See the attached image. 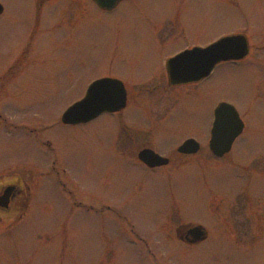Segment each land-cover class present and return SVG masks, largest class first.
I'll list each match as a JSON object with an SVG mask.
<instances>
[{"label":"rangeland","instance_id":"obj_1","mask_svg":"<svg viewBox=\"0 0 264 264\" xmlns=\"http://www.w3.org/2000/svg\"><path fill=\"white\" fill-rule=\"evenodd\" d=\"M50 4V19L61 14L56 4L66 5L65 27L41 36L36 60L15 78L3 73L27 41L30 0H8L9 17H0V179L21 175L32 186L19 217H0V264H264V228L252 229L249 236L234 230L235 214L226 221L227 204L215 195L216 190L231 197L236 169H217L209 188L203 155L176 169L127 162L115 150L117 117L72 126L57 122L81 93L83 77L116 72L132 80L149 61L156 65L144 48L146 22L172 19L177 9L193 38L241 30L254 36L255 26L264 27V0H128L112 12L101 11L92 0ZM68 72L82 79L75 84L58 78ZM241 75L224 65L206 96L197 91L157 123L155 132H172L156 135L160 151L175 149L190 133H199L206 148L216 104L230 101L244 110L249 101L252 86ZM207 99L206 117L199 118L198 107ZM251 108L249 121L262 122L258 104ZM129 115V122L148 127L146 113ZM55 161L62 182L53 174L41 175ZM183 219L210 227L209 241L198 247L166 246L172 236L159 234L171 233Z\"/></svg>","mask_w":264,"mask_h":264},{"label":"flooded vegetation","instance_id":"obj_2","mask_svg":"<svg viewBox=\"0 0 264 264\" xmlns=\"http://www.w3.org/2000/svg\"><path fill=\"white\" fill-rule=\"evenodd\" d=\"M7 1L8 0H0V4L3 8L0 12V17H9V13H7ZM92 1L101 11L112 12L117 9L121 3L128 0H122L112 10L103 9L95 0ZM30 2L33 10L32 20L28 23L29 29H26L27 41L19 45L18 52L10 61V64L5 68L3 76L8 78L20 76L27 70L30 63L36 60L37 55L34 54L37 47L36 42L42 35L47 36L49 32L62 30L65 27L62 26L64 20L62 12L66 10V8H64L66 7L65 4H56V9L61 11V14H58L57 18L55 16L53 19H50V8L52 6L50 0H30ZM45 7L47 8L45 9ZM42 12H45V14L42 15ZM48 14H50V17H48ZM180 15L181 11L176 9L172 19L160 20L158 23H154L156 21L146 22L145 24L147 25L146 32L149 39L146 38L147 43L144 44V48L151 54L153 59L155 58V66H151V62L149 61L146 71H143L140 76L132 80H128L116 72L92 75L86 78L83 77L81 93L78 98L67 105L68 108L75 102L82 100L88 88L93 83L99 80H105L103 84L107 85L103 87L105 93L102 92V96L112 97L110 102L111 105L117 103L116 96L120 95L122 91L126 93V102L122 108L113 111H104L94 119L79 124L64 123L62 120V113L57 122L62 125L72 126L91 123L104 117H117L119 121L117 122L118 132L115 136L117 141L115 150L119 152L120 156L125 158L127 162L135 163L152 170L171 166L176 169V167L179 166L178 163L182 161L193 162L195 159L203 158V166L207 172L206 180L209 188H212V175L213 172L216 173L215 171L217 169H236L235 177L231 176L236 182L230 198L227 199L228 195H219L217 191L214 190L215 195L222 200L221 202L227 204L226 211H228V217H226L225 220L227 221L228 218L230 219V217L235 214L236 218H234V222H236L239 228L236 226L234 230L240 229V232L244 236H249V232L252 229L258 231L260 228H264V135H260L259 131H253V129H261L264 134V118L262 122L254 119L249 121L248 118V112L250 111L249 107H253L256 103L262 110V115H264V27L255 26L254 36L252 33L250 34L249 32L241 30L230 34L225 33L214 39L205 40L202 39L200 35L193 38L192 35L194 34L192 32L193 29H191L192 27L186 25ZM42 17L47 21H43L44 19L40 20ZM41 23L44 24L43 32L39 31ZM231 34H242L247 37L249 43L248 53L239 59L220 61L209 74L204 73L203 76L191 78V73H199L206 65L202 53L203 49L222 37ZM35 53L37 54V52ZM224 65L235 67L239 70V73L242 74V80L251 83L252 94L249 101L245 102V109L241 110L232 102L221 100L216 104L213 110L209 131L206 133L208 137L206 148L200 142L199 133H190L187 134L183 142L175 149L172 148L170 150L160 151L156 144V135L159 136L160 134L158 133H162L163 136L165 135L164 133L172 134V132H167V129V131L161 129L155 132V126L165 122L185 98L193 99L197 91H204V95L206 96V92L212 85V79ZM192 66L193 69L191 68ZM7 74L11 75L8 76ZM79 76L80 75H77V73L68 72L62 73L58 78L66 79L72 83L74 81L76 84L78 80L82 79ZM2 82L5 81L3 80ZM206 102H208V99L204 101V104L200 101L202 105L198 107V111L200 112L199 118L206 117L204 108ZM224 102L235 106L243 121V129L233 140L230 149L222 152V154L220 152L219 154L213 149L212 140L214 135L220 138H228L231 136V133H213L216 110ZM192 109L194 110L195 108L192 107ZM140 112H143V114L146 113L145 117L149 123L148 127L142 126L138 122L137 124L129 122L130 113ZM0 116H2L1 113ZM12 124L18 127L15 123ZM47 125L48 124H45L44 129H46ZM23 126L29 129L30 132H37L39 130L37 127L30 128L28 125ZM189 139H194L198 142L197 150L192 151L189 147V151L187 152L180 151V147ZM48 144L50 145V143ZM224 144L225 143L222 142V145ZM144 150H152L156 154L167 159L168 162L163 165L151 166L149 162L154 160L149 154L141 157V153ZM49 166L50 168H46L45 166V171L41 172V175H43V177H48L53 174L57 178L60 171L56 170V161L50 163ZM41 175H39V177H41ZM57 179L62 182L59 177ZM36 182H39V180L36 179ZM9 188L12 190L9 191ZM31 190L32 186L28 183V180L21 175L14 176L10 179H0V217H4V215L19 217L23 209V204ZM8 192H10V196H8ZM188 219L179 221L171 233L167 232L164 234L161 231L162 233L159 235H164L168 238L172 236L173 240L171 242H166L168 243L166 246L198 247L203 242L209 241L213 234L212 229L203 223L189 221ZM198 225L203 226V229H201L205 235L203 239H198L195 236V233H197L195 228ZM225 228L228 230L229 227L225 226ZM230 229L233 230L232 228ZM164 236L161 237L167 239Z\"/></svg>","mask_w":264,"mask_h":264},{"label":"water","instance_id":"obj_3","mask_svg":"<svg viewBox=\"0 0 264 264\" xmlns=\"http://www.w3.org/2000/svg\"><path fill=\"white\" fill-rule=\"evenodd\" d=\"M96 3L103 9L112 10L122 0H95ZM0 4V12L2 11ZM249 51V43L247 37L242 34H232L226 37H222L218 41L214 42L207 48L203 49V57L206 65L201 69L199 73H191V78L203 76L209 74L214 66L223 60L239 59L244 57ZM193 69V66L191 67ZM105 80H99L93 83L89 88L82 100L72 104L62 115V120L67 124H79L81 122H88L104 111H113L122 108L126 102V93L122 91L120 95L116 96L115 104L111 105L112 97L102 96V92L105 93L103 87L107 84ZM243 129V121L239 116L234 105L224 102L216 110V119L214 122L213 133H231L228 138H220L214 135L212 143L213 149L220 154L230 149L233 140ZM222 142L225 144L222 145ZM189 147L192 151L197 150L198 142L194 139H189L184 142L180 147V151L187 152ZM149 154L154 161L149 162L151 166L163 165L168 162L167 159L159 154H156L152 150H144L141 153L143 155ZM12 189L9 188V191ZM10 196V192H8ZM195 236L198 239L205 238L204 233L201 231L203 226L198 225L195 228Z\"/></svg>","mask_w":264,"mask_h":264}]
</instances>
